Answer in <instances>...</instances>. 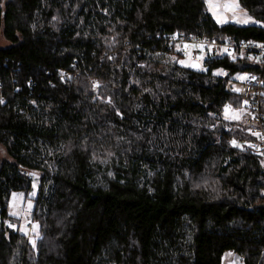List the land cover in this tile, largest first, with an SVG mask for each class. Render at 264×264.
I'll list each match as a JSON object with an SVG mask.
<instances>
[{
	"label": "trees",
	"instance_id": "obj_1",
	"mask_svg": "<svg viewBox=\"0 0 264 264\" xmlns=\"http://www.w3.org/2000/svg\"><path fill=\"white\" fill-rule=\"evenodd\" d=\"M238 2L260 24L218 23L205 0H0V264H264L262 156L222 117L232 75L264 72L148 58L175 32L264 43V0ZM25 168L34 245L7 222Z\"/></svg>",
	"mask_w": 264,
	"mask_h": 264
},
{
	"label": "rangeland",
	"instance_id": "obj_2",
	"mask_svg": "<svg viewBox=\"0 0 264 264\" xmlns=\"http://www.w3.org/2000/svg\"><path fill=\"white\" fill-rule=\"evenodd\" d=\"M205 3L207 10L212 14L213 18L217 22L223 20L225 22H235L239 25L260 24L259 20L255 19L252 15L247 13V11L239 5L238 0H205ZM245 20H247L248 22L243 23L242 21ZM110 41L114 43L115 36L112 35ZM7 44L8 42L3 38L0 32V46H5ZM183 47L184 54L181 56H177L173 53H153L149 55L148 58H150L151 60L160 61L164 64H173L176 62L187 67L203 70L205 68V50L201 49V53L199 54L198 58L196 60H191L189 52L191 49H195L196 47L189 43H185ZM143 64L144 62H141L140 66H142ZM215 72L218 74H225V71L221 69H217L215 70ZM246 75V72H240L232 75V77L234 79H238L237 77H246ZM91 82L93 85V89H95L96 84L98 83L97 80L95 78H91ZM233 96L234 98L230 100V103L226 104L223 107L222 117L226 120H230L236 123L238 122L239 124H241L240 122L243 121V116L246 115V110L242 105L238 107L240 103L238 100L239 98L236 95ZM236 116H238L239 119H235L234 117ZM234 140L235 138H231V142H233ZM5 157V149L0 143V160ZM261 159L262 166H264V158ZM23 171L27 176L31 178V188L28 192H12L8 201L9 218L7 222L8 225L12 228L18 227V230L22 233H25L30 243L34 245L35 240L41 237V233H39V223L38 221L33 220L31 217V211L33 208V198L36 195L41 171L26 168ZM208 176L213 178V176H211L210 174ZM221 264H243L242 257H239L238 254H235L234 252L228 251L224 253Z\"/></svg>",
	"mask_w": 264,
	"mask_h": 264
},
{
	"label": "built area",
	"instance_id": "obj_3",
	"mask_svg": "<svg viewBox=\"0 0 264 264\" xmlns=\"http://www.w3.org/2000/svg\"><path fill=\"white\" fill-rule=\"evenodd\" d=\"M165 41L170 46H174L176 51L174 54L177 56L184 54L183 45L189 43L196 47L189 52L191 60H196L203 49L205 55L226 56L234 60L250 59L257 63L261 72H264V43L260 41L249 39L231 42L206 35H186L181 32L168 34L165 36ZM246 74V77L240 80L232 77L225 88L230 94L241 99L242 106L246 110V115L243 116L245 131L255 140L246 145L245 150L256 151L264 158V76L250 72ZM233 142L231 143L234 147L243 144L241 138Z\"/></svg>",
	"mask_w": 264,
	"mask_h": 264
},
{
	"label": "snow or ice",
	"instance_id": "obj_4",
	"mask_svg": "<svg viewBox=\"0 0 264 264\" xmlns=\"http://www.w3.org/2000/svg\"><path fill=\"white\" fill-rule=\"evenodd\" d=\"M218 22H220V23H223V22H225V21H223V20H221V21H218ZM238 22H240V21H238ZM243 23H247L248 21L247 20H245V21H242ZM226 51V50H225ZM238 79H244L245 77H237ZM237 91H239V89H237ZM226 112H227V106H226ZM235 119H239V117L238 116H236V117H234ZM234 143V142H233Z\"/></svg>",
	"mask_w": 264,
	"mask_h": 264
}]
</instances>
